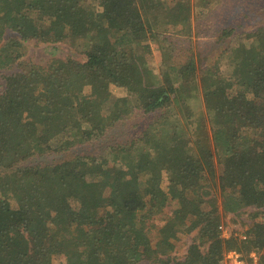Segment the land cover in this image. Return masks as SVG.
I'll return each instance as SVG.
<instances>
[{
  "label": "trees",
  "instance_id": "1",
  "mask_svg": "<svg viewBox=\"0 0 264 264\" xmlns=\"http://www.w3.org/2000/svg\"><path fill=\"white\" fill-rule=\"evenodd\" d=\"M214 1L195 5L207 9ZM85 4L0 0L1 72L17 63L31 39L69 44L84 59L27 63L3 76L0 264H222L230 251L254 252L264 264V27L238 52L230 77L202 75L205 118L169 78L170 71L192 76V61L160 76L146 58L158 36L189 33L187 14L168 0H97L98 9L88 10ZM112 85L126 96L112 97ZM134 109L162 111L160 122L169 124L113 148L100 164L74 156L45 167L22 165L57 137L77 145L101 137ZM158 142L171 151L163 155ZM216 164L223 167L220 208ZM159 169L176 205L156 222L164 206L154 176ZM244 206L253 212L245 239L233 231L224 238L221 217L238 215ZM154 229L165 238L153 242ZM190 234L181 261L161 258Z\"/></svg>",
  "mask_w": 264,
  "mask_h": 264
},
{
  "label": "rangeland",
  "instance_id": "2",
  "mask_svg": "<svg viewBox=\"0 0 264 264\" xmlns=\"http://www.w3.org/2000/svg\"><path fill=\"white\" fill-rule=\"evenodd\" d=\"M168 3L169 6L178 8L184 15H188L190 19L189 33L187 35H177L172 32L165 33L158 36L155 41H150L151 53L146 56L148 64L153 68L155 74L161 76L170 67L180 68L192 61L194 68L192 76L188 78L170 71L168 72L170 82L172 86H176L177 92L186 99V104L192 107L194 112H201L205 118H208L202 99V75L206 71L216 72L217 78H227L232 75L236 63L235 57L238 56V52L245 49V45L250 44V35L264 27V0H216L207 9L196 7L195 0H168ZM97 5V0H86L84 8L87 10L91 8L98 9ZM8 37H10V33L5 36V38ZM73 48L66 43H43L34 39L23 43L21 58L17 63L3 72L0 71V91L4 87L3 76L19 71L27 63L45 66L53 58H73L83 61L81 51H76ZM18 62L22 66L18 65ZM109 89L114 98L126 96L123 88L112 85ZM178 116L180 117L179 124L181 126L185 125L184 114H178ZM160 119H162V111L146 114L141 109H134L128 117L121 119L114 126L108 128L101 137L79 145L69 144L65 140V136V138L57 137L48 144V148L43 147L23 162L22 165L26 167H45L64 162L74 156H91L97 158V162L100 164L113 148L128 146L129 143L136 142L149 131L150 135H155V129L165 131L164 125L169 124V122L167 120L160 122ZM156 122L158 123L155 124ZM139 144L140 146L142 144L145 148L148 147L147 143ZM155 148L163 155L171 151L168 145L163 142H158ZM98 167L99 165L96 168ZM122 170L124 171L125 167H122ZM159 170V173L156 172L154 176L159 177L161 180L160 189L162 194L160 201L163 202L164 206L162 214L155 217L156 222L162 219L164 213L168 215L173 212L176 205V201L171 197L168 176L165 170ZM213 171L217 186L215 189L218 199L217 206L220 208L222 200L220 190L224 185L221 179L223 167L216 164ZM139 172H142V170L139 169ZM6 173L9 174L11 171H6ZM34 178L39 179V176H34ZM5 180H7V176H5ZM91 182L96 185L95 181L91 180ZM174 194H176L175 191ZM11 206H14L12 201ZM251 210L250 206H244L238 215L226 216L225 214L221 217L220 225L228 232L233 231L236 234H243L242 232L248 228V224L251 222V214L253 213ZM161 224L163 222L158 223L160 226ZM151 233L153 242L165 238L162 233L155 231V229ZM192 238L193 234L182 237L178 242H175L174 250L165 256H161V258L163 260L173 258L175 261H181L186 254L187 247L192 242ZM251 253L254 252H243L241 255L247 259ZM155 264L160 263L156 262Z\"/></svg>",
  "mask_w": 264,
  "mask_h": 264
},
{
  "label": "built area",
  "instance_id": "3",
  "mask_svg": "<svg viewBox=\"0 0 264 264\" xmlns=\"http://www.w3.org/2000/svg\"><path fill=\"white\" fill-rule=\"evenodd\" d=\"M218 229L222 232L224 238H228L230 233L222 225H219ZM239 238L245 239V236L240 233ZM222 264H259V261L255 253L249 254L246 259L242 257L241 253L230 251L225 255Z\"/></svg>",
  "mask_w": 264,
  "mask_h": 264
}]
</instances>
